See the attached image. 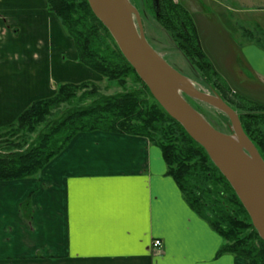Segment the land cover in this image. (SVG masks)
Wrapping results in <instances>:
<instances>
[{"label":"crops","instance_id":"1","mask_svg":"<svg viewBox=\"0 0 264 264\" xmlns=\"http://www.w3.org/2000/svg\"><path fill=\"white\" fill-rule=\"evenodd\" d=\"M245 2L230 15L201 9L199 24L193 19L230 91L264 103V4ZM216 17L240 30L239 59L216 35ZM245 23L253 30L238 26ZM245 31H256L254 38ZM89 79L102 80L77 62L45 0H0V128L59 85ZM166 171L160 149L144 137L75 134L36 176L0 182V264H247L219 255L222 238ZM155 240L160 250L151 247Z\"/></svg>","mask_w":264,"mask_h":264},{"label":"trees","instance_id":"2","mask_svg":"<svg viewBox=\"0 0 264 264\" xmlns=\"http://www.w3.org/2000/svg\"><path fill=\"white\" fill-rule=\"evenodd\" d=\"M45 1L48 11L72 39L77 62L121 92L104 95L97 82L85 81L61 84L53 96L32 103L14 123L0 128V182L36 176L80 132L144 137L160 149L166 173L188 206L222 238L219 255L231 254L247 264H264V242L229 183L204 149L154 100L87 1ZM138 12L142 22L151 17L181 54L189 69L182 74L216 93L237 113L245 135L264 161V106L230 91L203 52L191 14L173 0H157L156 8L152 0H139ZM260 39L255 42L260 44ZM147 41L159 53L150 38ZM187 101L224 133H230L224 115L199 102Z\"/></svg>","mask_w":264,"mask_h":264},{"label":"water","instance_id":"3","mask_svg":"<svg viewBox=\"0 0 264 264\" xmlns=\"http://www.w3.org/2000/svg\"><path fill=\"white\" fill-rule=\"evenodd\" d=\"M151 96L204 149L229 183L264 242V161L245 135L238 115L214 92L171 67L145 37L139 12L129 0H86ZM187 99L224 115L229 134L216 130Z\"/></svg>","mask_w":264,"mask_h":264},{"label":"rangeland","instance_id":"4","mask_svg":"<svg viewBox=\"0 0 264 264\" xmlns=\"http://www.w3.org/2000/svg\"><path fill=\"white\" fill-rule=\"evenodd\" d=\"M134 2L135 5H133L136 10L138 11V6H139V0H132ZM176 2L180 3L192 16L193 14V18H195V22L197 24H199V17L200 15L198 14L201 9L205 10L206 14H208V12H214V11H220L222 13H226L227 15L231 14V10L232 9H243L241 8L244 4H246L245 0H175ZM247 1V5L249 4L250 6H262L264 4V0H246ZM215 2H218V4H216ZM157 5V0H152V6L154 8H156ZM224 7V8H223ZM252 8V7H251ZM140 9V8H139ZM230 10V11H229ZM255 10V8L249 10ZM257 13V12H255ZM256 16V14L250 12L249 13V19L251 20L250 17H254ZM226 19V20H225ZM225 19H221L216 17L213 21L214 23V27H215V31H216V35L219 37L220 40L225 41V43L227 44V47L230 51V53H232L233 56L236 57V59H239V51H240V47L238 45H236L234 43V40L240 44L241 42V32L240 30L237 31V29H233L228 25L230 24V22L228 21L229 17L225 18ZM194 20V19H193ZM143 29L145 32V35L147 37V39L150 38V40L153 42V44L158 48L159 50V54L161 56H164L167 63L173 67L174 69H176L177 71L181 72V73H185L187 74L188 72V67L183 59V57L181 56V54L176 51L173 48L172 43L168 40L166 33L157 26V24L152 20V18H148L147 20L143 21ZM239 27H244L247 28L249 30H253L252 26L253 24L250 23H245V24H240L238 25ZM237 32V33H236ZM256 31H251L250 33H248V31H245V34H253ZM203 38V37H202ZM253 38V36H252ZM203 41L205 42V38H203ZM102 80L99 82H97L99 88H100V92L104 95H112L114 93H118L121 92V89L119 87H117L115 84H110L107 83L103 78H101ZM88 81L93 82V79H89ZM95 82V81H94ZM206 89V88H204ZM208 90V89H207ZM252 101V100H250ZM255 101V100H254ZM252 101V102H254ZM258 105H262L264 106V103L256 101L254 102ZM205 118V117H204ZM212 127H214L216 130L223 132L217 125H215L212 121H209L207 118H205Z\"/></svg>","mask_w":264,"mask_h":264},{"label":"built area","instance_id":"5","mask_svg":"<svg viewBox=\"0 0 264 264\" xmlns=\"http://www.w3.org/2000/svg\"><path fill=\"white\" fill-rule=\"evenodd\" d=\"M151 247H152L154 250H160L161 247H162V243H161V241H159V240H155V241L152 242Z\"/></svg>","mask_w":264,"mask_h":264},{"label":"flooded vegetation","instance_id":"6","mask_svg":"<svg viewBox=\"0 0 264 264\" xmlns=\"http://www.w3.org/2000/svg\"><path fill=\"white\" fill-rule=\"evenodd\" d=\"M174 2H176L175 0H173Z\"/></svg>","mask_w":264,"mask_h":264}]
</instances>
